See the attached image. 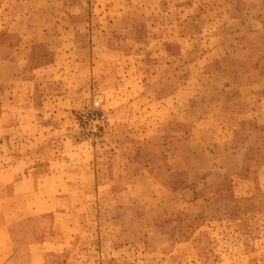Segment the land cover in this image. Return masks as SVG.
Masks as SVG:
<instances>
[{"label":"rangeland","instance_id":"1","mask_svg":"<svg viewBox=\"0 0 264 264\" xmlns=\"http://www.w3.org/2000/svg\"><path fill=\"white\" fill-rule=\"evenodd\" d=\"M12 31L0 264H264V0H0Z\"/></svg>","mask_w":264,"mask_h":264},{"label":"crops","instance_id":"2","mask_svg":"<svg viewBox=\"0 0 264 264\" xmlns=\"http://www.w3.org/2000/svg\"><path fill=\"white\" fill-rule=\"evenodd\" d=\"M2 40V41H1ZM25 45V40L19 32L12 31V33L5 32V35L0 39V71L10 72L14 74V66L11 62L12 56ZM4 74L0 73V82Z\"/></svg>","mask_w":264,"mask_h":264},{"label":"built area","instance_id":"3","mask_svg":"<svg viewBox=\"0 0 264 264\" xmlns=\"http://www.w3.org/2000/svg\"><path fill=\"white\" fill-rule=\"evenodd\" d=\"M94 104H95V106H98L99 102L98 101L97 102H94Z\"/></svg>","mask_w":264,"mask_h":264}]
</instances>
